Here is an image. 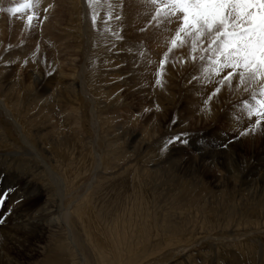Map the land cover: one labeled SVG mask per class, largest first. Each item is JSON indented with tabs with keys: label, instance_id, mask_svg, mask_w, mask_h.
Returning a JSON list of instances; mask_svg holds the SVG:
<instances>
[{
	"label": "rangeland",
	"instance_id": "obj_1",
	"mask_svg": "<svg viewBox=\"0 0 264 264\" xmlns=\"http://www.w3.org/2000/svg\"><path fill=\"white\" fill-rule=\"evenodd\" d=\"M59 2V17L48 19L63 21L72 34L76 69L49 64L37 50L24 54L28 37L0 44V100L40 156L27 153L0 108V195L7 193L0 204V264H264V184L258 180L264 119L249 117L246 108L255 104L253 90L261 98L259 88L246 91L234 81L228 89L221 77L205 74L204 53L191 51L190 39L173 48L172 29L155 43V29L130 20L123 0H111V20L107 4L98 7L95 25L90 8V39L69 32L79 21L78 0ZM44 9L40 22L50 14ZM35 41L45 48L40 36ZM135 48L142 60L147 52L162 55L153 68L157 80L165 55L163 70H179L171 81L161 77L162 94L136 68ZM85 66L82 92L77 76ZM86 97L96 100L99 133ZM13 151L20 155L7 157ZM25 186L32 195L14 199ZM36 207L52 209L55 219L68 209L70 220L42 227L39 215L23 230L15 224L17 213Z\"/></svg>",
	"mask_w": 264,
	"mask_h": 264
},
{
	"label": "snow or ice",
	"instance_id": "obj_2",
	"mask_svg": "<svg viewBox=\"0 0 264 264\" xmlns=\"http://www.w3.org/2000/svg\"><path fill=\"white\" fill-rule=\"evenodd\" d=\"M87 2L93 9L94 25L99 15L97 8L103 4L108 6V19L113 18L111 0ZM145 2L153 6L151 18L158 25H179L174 38L171 39L173 48L190 39L192 51L196 52L199 48L204 53L199 56V60L204 62L202 68L205 74L221 77L219 81L221 84L232 85L234 81H238L239 85L245 86L246 91L252 86H257L261 98H258L253 90L252 99L255 100V104L246 105V108L249 117L264 119V0H145ZM40 4L41 0H21L18 6L10 7L6 11L12 16L30 13L27 15V23L32 27L33 20L38 18ZM119 18L115 16V19ZM107 30L106 28L105 31ZM171 50L170 48L169 51ZM196 59L193 56V61ZM166 60L165 55L160 61L161 69L164 68ZM156 83L160 84L161 81L158 79ZM219 91L220 88H217L213 95ZM256 124L260 125L261 119H257ZM175 139L180 140L181 137L177 136ZM6 196L7 193L0 195V204L4 202ZM0 223H4V220L0 219Z\"/></svg>",
	"mask_w": 264,
	"mask_h": 264
},
{
	"label": "bare ground",
	"instance_id": "obj_3",
	"mask_svg": "<svg viewBox=\"0 0 264 264\" xmlns=\"http://www.w3.org/2000/svg\"><path fill=\"white\" fill-rule=\"evenodd\" d=\"M58 1L59 0H55L54 4L52 3L53 5H51V7L49 6L50 9H47V7H46V9L48 10V13L50 11V14H48L49 17L45 18L44 21L40 22V17H41V13L40 12L44 9V7L46 5H50V0H41V4H40V8H39V13H38V18L35 21V23H37V26H35V27H29L28 24H27V14L28 13H20V14H17L16 16H12V15H10L6 11V9H8L10 7H15L16 4L19 5V1L17 2L16 0H0V9H3V10H0V12H1L0 15L2 14L1 15V18H0V44L3 41H5V42L11 41V42L14 43V40L15 39H17L16 41H20L22 39L21 42H23V41H25L24 40V37L25 38L28 37L26 39L29 40V41H28L27 45H24L23 46L24 49H22L24 51L23 52L24 54L26 52H30V50L31 51L32 50H34V51L37 50V51H39L38 52V58L41 59V57H45L44 59H46V61L49 64L53 61V64L54 65H58L59 64L60 66H62V67H60V69L63 68L64 66H66V67L70 66L72 69H76L77 67L74 65L73 60L76 59L77 56H76L75 51L73 50L72 45H71V38H72L71 35L72 34L71 35L68 34V30L67 29H64L62 27V22L63 21H52V20H49L48 19V18H52L54 20V19H57L59 17V4H57ZM70 1H72V0H60L59 3L61 5H65L67 2L69 3ZM118 1L120 2L121 0H118ZM123 1H124V5L126 6V8H125V15L128 16V17H130V20L133 19V21H139L138 24H142L143 23V26H146L147 29H149L150 27H151L150 29H152L153 31L155 29V32L157 34V38H154L153 39V40H155L154 41L155 43H158V42H159L158 44L163 43V40L164 39L162 40V37H163L164 32L169 35V33L167 32L169 29H172L173 30V33H174L175 30H176V28L179 26L178 24H173V25L160 24V25H158L157 22L154 21V20H152V18H151L152 17V14H153V11H154L153 6L147 4L145 2V0H123ZM80 5H81V7H82V9L84 11L81 9ZM76 8H77L76 10L78 11V15H79V21H78V23H74L76 25V28L75 29H69V32L73 33L75 31L76 34L82 33L83 34V37L85 36L86 39H90V37H91L90 35H92L90 33V31H91L90 30L91 24H90L89 19H88L89 16H90V7H89L88 3H85L84 0H78V4H76ZM83 12H84V17L83 18L85 19V22H82L81 19H80V15ZM40 23H41V25H40ZM129 24L127 23V25H129ZM147 24H149V25L147 26ZM133 25H134V23H133ZM51 30H53V31L55 30V32L56 31L57 32L56 33H52ZM158 30L161 31V32H158ZM32 32H33V35H34V36L32 35L33 37L30 35V34H32ZM148 32L151 33L149 30H148ZM57 34H62L64 36L57 35ZM39 36L41 37V42H42V44H44L45 48H42L40 46V44L35 41L36 38L39 37ZM79 36H80V34H79ZM154 36H156V35H154ZM185 44L187 45V43H185ZM89 46H90V43H89ZM182 46L183 45H181L179 47H182ZM186 48H184V49H186ZM133 50H135L134 51L135 52V58H136L135 59V62L137 61V63H138L136 68L138 70L139 69H143L144 72L142 74H146V78H148V76L151 77V80L155 83V85L157 87V92H159L160 90H163V88L165 87L164 82L163 83H160V84H157L156 83L157 79L155 78V76L152 77V73H154L153 68H158L159 67V63L158 62L161 59V56L162 55L160 54L161 56L159 58H157L156 56H153V53L152 52L151 53L150 52L149 53L147 52L146 54H144L145 56H144V58L142 60L141 59V56H140L141 53H142L141 50H139V49L136 50V48L133 49ZM177 50H179V49H177ZM181 52L179 54H181ZM102 54H103V52H102ZM106 55L107 54L105 52V56ZM150 55H151V58H150ZM71 57H74V59H72ZM129 60L131 61V58ZM130 61L128 62V64L129 65L131 64V66H133V64ZM169 64L172 65L171 62ZM187 64H185V65H187ZM110 66L112 67V65H110ZM166 66H165V69L164 70L162 69L161 72H160L163 75V76L162 75L160 76V79H159L160 81H161V79L163 77H164L165 80H169V81H171L174 78V73L173 72L175 71V69H177L176 65H174L173 67H169V68L167 67L168 69H166ZM132 68L135 69L134 66ZM178 71L179 70L177 69V72ZM86 72H89V70L85 66V67L82 68V73L78 75L79 77L77 76V79H79L80 80V83H81L80 89L82 90V92H86L85 83H84V82H86V77H87L86 76ZM181 72H183V71H181ZM155 74H156V71H155ZM137 79H138V77H137ZM184 82L185 83H183L182 86H184V84L187 83L186 80ZM188 86H190V84ZM227 87H228V89L230 88L229 87V84H228ZM234 89H236V88H234ZM165 90H166V88L164 89V91ZM162 92L163 91H160V94H162ZM238 92H241V90L240 91L238 90ZM238 92H236V93H238ZM229 94H232V93H229ZM241 94H243V93H241ZM88 100L91 102V104H93V106L91 105V109H90V111H91L90 114H91V118H92V121H93L92 126H93V129H95V133H99V131L102 128L100 126H98V124H100V123L98 122V115H97L96 106H95L96 100L93 97L92 98H89ZM3 102H4L3 100H0V108H2V110L4 111V113L7 114L8 118H10V120H13L14 126L16 128H18V130L21 132V129H23L22 128V125H19L17 123V121L15 122L14 117L12 116L13 115V113H12L13 111H11V107L9 106V104L7 103V101L4 102V104H3ZM15 109H16V106H15ZM25 134L26 133H24V131L22 130V132H21V141H22V144H24L25 148H27L26 149L27 153H29V155H32V156L36 157V159L37 158L39 159L40 156L36 153L35 144L31 143V141L28 138L29 135L27 136ZM0 139H3V136L0 135ZM3 142H1V143H3ZM18 155H20L19 152L13 151V153H9L8 152V156L7 157H11L12 158V157H16ZM97 157H98L97 158L98 159L97 160V163H100L101 157H99V156H97ZM16 161H18V160H16ZM42 165H43V162H42ZM98 167H99V165L97 166V168ZM12 176H13V174H12ZM50 176L52 178V175H50ZM22 180H25V179H22ZM258 180L262 184H264V174L261 175L260 178H258ZM21 183H22V181H21ZM35 187L38 188V186H35ZM32 193H33V191L32 190H29L28 186H25L24 188H22L21 190H19V192L17 193V195H16V197L14 199H16L17 201L24 200L25 198L30 197L32 195ZM18 203H20V202H18ZM11 209H12V207H11ZM66 210L67 211H64L62 213H59L57 215L59 218H56L55 219V217H54L55 215H54L52 209L51 210H44V211L41 212V207H38V208L36 207L32 212H28V214H25V215L24 214L17 213L14 221H15V224L17 226H19L23 230L26 226H29L30 224H35L37 222L36 217L40 215L39 216V218L41 220L40 221V225L42 227H50V228H53L55 226V224H56V221H57V224L58 225H60V224L61 225H65V224L68 223V221L70 220L69 219V216H68L69 215V211H68V209H66ZM11 228H13V227H11ZM226 240L227 241H230V239L228 237L223 238V241L226 242ZM70 242L71 243L73 242L72 237L70 238ZM80 258H81V256H80Z\"/></svg>",
	"mask_w": 264,
	"mask_h": 264
}]
</instances>
